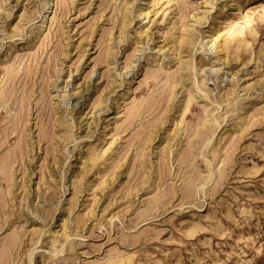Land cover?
I'll return each mask as SVG.
<instances>
[{"label":"rangeland","instance_id":"374dc122","mask_svg":"<svg viewBox=\"0 0 264 264\" xmlns=\"http://www.w3.org/2000/svg\"><path fill=\"white\" fill-rule=\"evenodd\" d=\"M0 264H264V0H0Z\"/></svg>","mask_w":264,"mask_h":264},{"label":"bare ground","instance_id":"6f19581e","mask_svg":"<svg viewBox=\"0 0 264 264\" xmlns=\"http://www.w3.org/2000/svg\"><path fill=\"white\" fill-rule=\"evenodd\" d=\"M190 101V100H189ZM190 103V102H189Z\"/></svg>","mask_w":264,"mask_h":264}]
</instances>
